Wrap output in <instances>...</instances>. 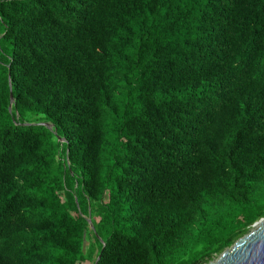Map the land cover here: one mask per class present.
I'll use <instances>...</instances> for the list:
<instances>
[{
  "label": "trees",
  "instance_id": "obj_1",
  "mask_svg": "<svg viewBox=\"0 0 264 264\" xmlns=\"http://www.w3.org/2000/svg\"><path fill=\"white\" fill-rule=\"evenodd\" d=\"M262 217L264 0H0V264H209Z\"/></svg>",
  "mask_w": 264,
  "mask_h": 264
},
{
  "label": "water",
  "instance_id": "obj_2",
  "mask_svg": "<svg viewBox=\"0 0 264 264\" xmlns=\"http://www.w3.org/2000/svg\"><path fill=\"white\" fill-rule=\"evenodd\" d=\"M9 86L11 98L9 110H12L15 97L11 78L9 79ZM41 124L54 129V125L50 122H42ZM54 132L57 133V130L54 129ZM61 140L64 141L65 139L62 138ZM88 221L94 227L91 216L88 217ZM104 247L105 244L103 245V249ZM101 255L102 252L95 264H98ZM209 264H264V217L255 222L247 234L239 238L233 246L227 248L216 260L211 261Z\"/></svg>",
  "mask_w": 264,
  "mask_h": 264
},
{
  "label": "rangeland",
  "instance_id": "obj_3",
  "mask_svg": "<svg viewBox=\"0 0 264 264\" xmlns=\"http://www.w3.org/2000/svg\"><path fill=\"white\" fill-rule=\"evenodd\" d=\"M88 244V243H87ZM216 260V259H215ZM84 264H91L90 262H86V263H84Z\"/></svg>",
  "mask_w": 264,
  "mask_h": 264
}]
</instances>
